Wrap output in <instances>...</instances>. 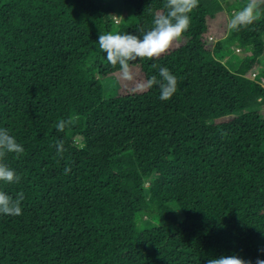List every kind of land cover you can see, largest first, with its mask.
Listing matches in <instances>:
<instances>
[{
    "label": "trees",
    "instance_id": "1",
    "mask_svg": "<svg viewBox=\"0 0 264 264\" xmlns=\"http://www.w3.org/2000/svg\"><path fill=\"white\" fill-rule=\"evenodd\" d=\"M121 1L133 18L116 26L107 0H0V128L24 147L4 158L21 179L0 190L24 199L21 215H0V264L264 260V87L246 77L264 57V16L210 48L224 8L199 0L186 45L135 62L145 80L167 67L172 98L153 86L104 99L100 79L119 70L99 33L140 35L166 11Z\"/></svg>",
    "mask_w": 264,
    "mask_h": 264
},
{
    "label": "clouds",
    "instance_id": "2",
    "mask_svg": "<svg viewBox=\"0 0 264 264\" xmlns=\"http://www.w3.org/2000/svg\"><path fill=\"white\" fill-rule=\"evenodd\" d=\"M199 0H166L164 8L166 11L158 12L153 20L150 30L142 31L140 35L130 33L124 34H101L98 35L99 49L106 54L108 63L116 68L118 66L121 78L125 81L133 80L132 68L138 60L159 59L162 54L167 53L174 42L178 41L189 29L190 13L198 7ZM264 16V0H248L247 4L229 22V28L240 30L247 27ZM216 42V41H215ZM154 68L158 67L153 65ZM177 78L167 67H159V79L153 75L146 80L137 83L135 90L147 91L153 86L159 88V99L168 101L177 91ZM264 87V85H262ZM72 120H59L56 128L63 132ZM57 155L63 158L66 151L64 142L55 143ZM24 153V147L18 143L15 136L8 129L0 128V182L5 185L19 183L21 177L15 169L4 162L8 154H14L18 159ZM65 174L71 169L65 167ZM24 193H17L15 197L0 190V215L19 216L22 214V201ZM260 251L264 252V249ZM207 264H252L251 261L242 259L238 255H221L218 258H210ZM256 264H264V260L257 258Z\"/></svg>",
    "mask_w": 264,
    "mask_h": 264
},
{
    "label": "rangeland",
    "instance_id": "3",
    "mask_svg": "<svg viewBox=\"0 0 264 264\" xmlns=\"http://www.w3.org/2000/svg\"><path fill=\"white\" fill-rule=\"evenodd\" d=\"M224 11H222L216 18L215 22L220 24V27L214 26V32L210 33L208 36V45L210 48L213 47V45L216 43L215 40H219L224 38L228 31H229V22L232 19V17L235 15L236 12L240 11L241 8L238 5V1L236 0H220ZM107 2L112 6L114 10V21L117 24L116 26H121V25H127L131 19L133 18V11L130 8H127L124 6L123 2L121 0H107ZM232 11V12H231ZM261 19L257 20L260 21ZM188 42V39L186 38L185 35H182V37L174 42L173 46L169 51L177 50L180 47L186 45ZM263 42H264V37H263ZM234 50V55L237 56L238 58L242 59L246 55H248V51H245L244 49H233ZM168 51V52H169ZM164 55V54H162ZM161 55V56H162ZM235 70V69H234ZM264 72V57L260 58V65L252 70L246 77L251 79V80H257L260 85H264V80L259 79L256 77L257 74ZM132 73H133V80L131 81H125L121 78V74L115 73L113 75H110L105 78L100 79V83L103 88V97L104 99L110 98L114 94H119V95H142L148 92H139L136 91V85L139 81L145 80L144 74L141 70L140 67H133L132 68ZM145 221H149V217H144Z\"/></svg>",
    "mask_w": 264,
    "mask_h": 264
}]
</instances>
